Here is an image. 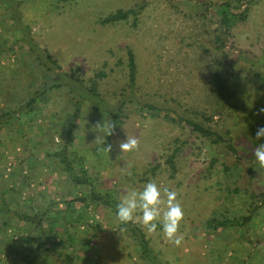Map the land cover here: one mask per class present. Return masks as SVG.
I'll return each instance as SVG.
<instances>
[{
  "label": "rangeland",
  "instance_id": "obj_1",
  "mask_svg": "<svg viewBox=\"0 0 264 264\" xmlns=\"http://www.w3.org/2000/svg\"><path fill=\"white\" fill-rule=\"evenodd\" d=\"M225 1L29 0L21 6V21L31 38L53 55L62 72L85 81L105 73L106 77L99 80L100 92L114 99L127 82L125 60L127 50L132 49L139 65L140 99L165 108L159 118L143 119L136 112L137 115H130L119 127L114 139L115 153L110 154L98 152V148L105 146L107 129L96 127L108 122L96 118L87 105L77 122L73 149L77 157L84 158L95 189L112 193L119 201L125 192L140 191L150 181L160 187L165 202L164 188L177 192L184 210L180 225L184 241L180 247L164 238L159 222L156 233H148L139 220L135 223L147 235L160 264H242L244 260L264 264V202L259 203L258 214L248 227H219L213 231L208 225L212 219L248 216L249 195L264 193V170L259 169L253 154L255 147L264 143V138H256L257 129L264 127V113L260 112L264 108V0H246L252 2L247 5L249 17L233 29L232 37L224 39L226 57H222L214 37L215 31L220 30V17L209 4ZM138 6L144 9L135 26L133 17L114 25L99 24L112 12ZM9 15V9L0 5V37L14 44L12 49L6 47L0 53L1 108L5 106L1 103L3 97L15 95V86L20 87L22 94V87L30 79L43 77L34 55L26 54L21 23L15 26ZM220 65L222 78L229 79L231 91H236L226 108L232 117L229 115L224 121L220 109H214L209 91L211 77ZM47 73L49 78L44 79L49 82L57 76L56 69ZM71 111L68 94L56 92L41 112L30 115L34 118L31 124H27L30 116L26 115L21 119L22 125H18L19 131L6 126L0 134V190L14 186L17 191H0V200L5 196L16 204L17 210L47 211L48 216L57 218L51 230H56L60 237H52L45 248L55 244L59 252L73 253L74 264H149L141 259L138 245L114 213L104 206L85 209L79 203L74 214L69 213L73 217L56 216L58 209L66 210L68 200L92 188L76 186L50 155L62 142L61 127ZM196 111L211 116L210 126L219 132L231 130L240 155L246 153L247 157L238 159L223 145L191 135L186 123L178 124L182 119L193 120ZM166 113L176 121L165 119ZM127 135L138 138L139 149L122 153L119 144ZM177 148L180 153L174 174L167 160ZM224 164L232 168V174L224 172ZM156 166L159 168L155 174H149L148 170ZM250 169L254 170L252 175ZM24 179H28L26 184H22ZM228 187H238L241 192L229 197ZM83 211L86 218L78 223L75 218ZM7 225L5 228L0 223V238L8 243V250L6 243L0 244V264H40L43 254L26 244L38 232L17 217ZM47 254L51 255V264H62L57 254Z\"/></svg>",
  "mask_w": 264,
  "mask_h": 264
},
{
  "label": "trees",
  "instance_id": "obj_2",
  "mask_svg": "<svg viewBox=\"0 0 264 264\" xmlns=\"http://www.w3.org/2000/svg\"><path fill=\"white\" fill-rule=\"evenodd\" d=\"M68 1V0H56ZM29 0H0V5L6 7L10 11L12 20L16 23L15 26H19L21 23L20 30L22 31L21 41L25 46L28 57L33 56L35 59V65L39 66L42 69L43 77L30 79L28 84L22 87V94H20V87L15 86L16 93L15 95H7V98L3 97L5 106L1 108L0 105V134L5 130V128L15 127L14 129L19 131L18 125H22V118L26 115H36L41 112L43 106H47L54 96V93L66 92L72 101V111L68 114L66 122L62 125V130L60 131L61 143L56 151L50 152V155L54 158V163L56 166L60 167L68 174V178L76 186H80L84 189L92 187L89 189V192H82V196H77L66 202V210L58 209L56 212L57 217L65 214L66 216L71 217L69 213L75 212V205L81 204L85 209H88L91 205L95 207L104 206L114 213L116 216L117 204L120 202L117 196H114L112 193H102L98 192L94 187V178L91 177L89 172L85 168L84 158L77 157L73 152L74 149V132L77 127V122L85 106H90L92 109V114L98 118L103 119L108 122V124L113 123L114 129L112 135H106L105 146L111 145L112 151L110 154H114V139L119 127L124 124L125 120L130 117V115H137L141 118H146L147 116L153 118H159L161 112L165 111V108H159L150 103L143 102L138 95V81H139V65L135 56V53L132 49L127 50V57L125 60L126 66V75L127 80L125 87L122 89L119 97L114 99H108L104 97L100 92V82L104 77L105 73L97 74L96 78L85 81L81 77H75L68 72H62L61 66L58 64L56 59L50 54L46 49H41L31 38L30 31L21 21V6L25 3H28ZM251 1L246 3V0H226L225 2L218 4H209V7H213L216 10L217 16L220 17V30H216L214 37L215 43L217 44L216 49L222 53V57H226L223 53L225 48V38L232 37L233 29L239 24L244 23L250 14V7L247 6ZM208 7V8H209ZM244 10H242V8ZM144 9L143 6H138L130 10H117L112 12L108 16L99 20V24L102 26L114 25L117 23L128 21L131 17L134 20V26L136 25L137 19L140 12ZM8 16V15H7ZM21 21V22H20ZM0 37V53H2L6 47L12 49L14 44L7 43V40L2 41ZM33 54V55H31ZM33 59V58H32ZM34 67V62H31ZM218 69L212 75L210 80V89L211 98L213 99L214 109L218 110L220 116L224 119H228L229 115L232 117V114L226 109L230 106L231 101L236 96V91H231L229 79L222 78V65L217 67ZM56 69L57 76L50 82L44 78H49L47 72H51ZM24 92V93H23ZM22 97V95H25ZM1 101V100H0ZM144 114L142 115V113ZM195 117L192 119H182L178 122L186 123L191 128V135H196L200 139L210 140L214 145H223L228 153L233 156H236L240 159V156L247 157V154L240 155L231 130H226L225 133L219 132L218 130L210 126L212 123L211 116L205 114V112L196 111ZM165 119L172 122L176 121L171 118L167 113L164 116ZM34 118L30 116V120L27 124H31ZM107 124V125H108ZM7 126V127H6ZM180 153V149L177 148L171 156H169L167 163L171 167L172 173H176L175 160ZM49 155V153H46ZM31 164H29L30 166ZM57 167V168H58ZM159 168H151L148 170L149 174H155V171ZM231 167L224 164L223 170L226 174H230ZM253 169L249 170L250 175L253 174ZM173 174V175H174ZM232 174V173H231ZM14 176V173L10 174ZM240 178L238 174L237 180ZM28 180V179H26ZM24 179L22 184H26L28 181ZM1 192H16L17 188H10L9 190L2 189ZM241 192V189L238 187L229 188L227 191V196H233ZM248 192V191H247ZM15 197V196H14ZM13 197V198H14ZM16 198V197H15ZM251 200V209L249 210L248 216H240L234 218L233 220L225 218L223 221L218 219L209 220L208 225L213 231H216L219 227H248L251 221L258 214V210L261 205L259 203L264 202V193L260 196H257L255 193L249 195ZM257 201V203H256ZM259 201V202H258ZM19 203V201H17ZM255 202V204H254ZM15 205L12 202H9L5 196L0 200V223L1 226L5 228L8 227V221L13 217L20 218L29 225V228L38 232L36 237L30 236L26 244L34 247L36 251H39L43 254L42 262L40 264H51V255H48L47 252L51 251L53 254H57L59 258H62V264H74L75 258L74 254H65L64 252H59L54 247L45 248V244L49 242L52 237H60L59 233L52 228L56 226L57 218L50 217L47 214V211H36L33 213L22 212L15 209ZM254 206V207H253ZM73 217V216H72ZM86 218L85 212L78 214L75 220L78 223H82V220ZM6 219V220H5ZM48 224L49 228L44 226ZM121 224V223H120ZM122 228L128 233L130 238L138 245L140 257L149 264H160L158 254L155 253L154 249L151 246L150 240L147 238V235L143 229L135 224L128 223L127 225L121 224ZM46 232L52 233L46 237ZM71 236L67 233V238ZM6 243V249L8 250V243L4 238H0V244L4 245ZM55 248V249H54ZM26 259V257H24ZM251 258V257H250ZM249 259V258H248ZM249 261H251L249 259ZM242 264H249L246 260L242 261Z\"/></svg>",
  "mask_w": 264,
  "mask_h": 264
},
{
  "label": "clouds",
  "instance_id": "obj_3",
  "mask_svg": "<svg viewBox=\"0 0 264 264\" xmlns=\"http://www.w3.org/2000/svg\"><path fill=\"white\" fill-rule=\"evenodd\" d=\"M260 112L264 113V108L260 109ZM96 127L106 128L107 136L113 134V123L97 124ZM256 138L257 140L264 138V127L257 129ZM119 148L122 153L136 151L139 149V140L135 136L127 135V139L120 142ZM99 151L110 153L112 146L110 144L103 146L98 148ZM253 154L259 169L264 170V143L256 146ZM163 196L166 197V202L162 200L161 189L154 181L146 183L140 191L135 189L127 191L117 204L116 219L123 225L136 223L139 220L142 228L146 229L148 233H156L159 222L164 238L173 246L180 247L184 241V236L180 233L184 210L177 199L176 191L164 188ZM162 204H165L163 209L161 208ZM138 212L139 217H137Z\"/></svg>",
  "mask_w": 264,
  "mask_h": 264
}]
</instances>
